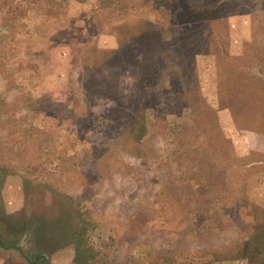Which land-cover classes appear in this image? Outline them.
<instances>
[{
    "label": "rangeland",
    "instance_id": "374dc122",
    "mask_svg": "<svg viewBox=\"0 0 264 264\" xmlns=\"http://www.w3.org/2000/svg\"><path fill=\"white\" fill-rule=\"evenodd\" d=\"M0 264H264V0H0Z\"/></svg>",
    "mask_w": 264,
    "mask_h": 264
},
{
    "label": "trees",
    "instance_id": "16d2710c",
    "mask_svg": "<svg viewBox=\"0 0 264 264\" xmlns=\"http://www.w3.org/2000/svg\"><path fill=\"white\" fill-rule=\"evenodd\" d=\"M209 5V6H208ZM206 7L209 9L211 6H212V4H208Z\"/></svg>",
    "mask_w": 264,
    "mask_h": 264
}]
</instances>
